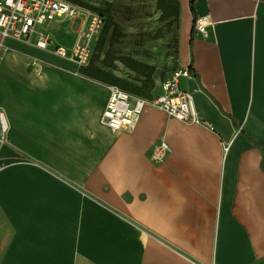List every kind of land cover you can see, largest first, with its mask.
Returning a JSON list of instances; mask_svg holds the SVG:
<instances>
[{
    "label": "crops",
    "instance_id": "1",
    "mask_svg": "<svg viewBox=\"0 0 264 264\" xmlns=\"http://www.w3.org/2000/svg\"><path fill=\"white\" fill-rule=\"evenodd\" d=\"M152 4L175 59L134 45L135 67L80 64L38 46L37 33L0 35V264L264 259V0H196L207 32L194 27L191 0ZM80 22L39 29L70 47ZM178 67L196 74L182 85L213 128L152 105L128 130L102 123L111 86L148 98Z\"/></svg>",
    "mask_w": 264,
    "mask_h": 264
},
{
    "label": "built area",
    "instance_id": "2",
    "mask_svg": "<svg viewBox=\"0 0 264 264\" xmlns=\"http://www.w3.org/2000/svg\"><path fill=\"white\" fill-rule=\"evenodd\" d=\"M83 12L84 14H81ZM67 16L80 18V29L72 46L55 45L50 34L39 27ZM208 17H197L194 27L198 31L207 32ZM104 19L99 12L82 9L70 0H0V35L32 39L35 33L36 44L42 48H53L57 53L70 57L80 64L89 63L94 50V37L101 31ZM196 74L191 68H175L171 75L163 81L162 91L151 97L134 95L119 86H111L107 105L102 113L101 121L113 131L128 130L134 127L140 114L148 105L167 111L170 115L188 123H202L213 128L206 119L200 117L195 94L183 87L182 79L194 78ZM0 143L6 139L8 124L4 112L0 110ZM230 144L224 143L225 152ZM166 142L156 146L154 155L162 158L168 151Z\"/></svg>",
    "mask_w": 264,
    "mask_h": 264
},
{
    "label": "rangeland",
    "instance_id": "3",
    "mask_svg": "<svg viewBox=\"0 0 264 264\" xmlns=\"http://www.w3.org/2000/svg\"><path fill=\"white\" fill-rule=\"evenodd\" d=\"M70 1L82 9L105 14V25L100 31L95 47V55L101 58L102 62L109 63L111 59L121 56L132 58L136 53V50L131 48L134 45L147 46L150 50L146 52L155 54L156 59L163 56L165 60L169 57L175 59L174 52L167 50L168 40L157 36L163 33L166 27L163 24L159 26L158 20L154 18L155 6L152 0ZM108 24V30L104 33ZM174 46L172 45L171 49ZM157 47L158 49H154ZM257 264H264V259Z\"/></svg>",
    "mask_w": 264,
    "mask_h": 264
},
{
    "label": "trees",
    "instance_id": "4",
    "mask_svg": "<svg viewBox=\"0 0 264 264\" xmlns=\"http://www.w3.org/2000/svg\"><path fill=\"white\" fill-rule=\"evenodd\" d=\"M191 9H192V12H193L194 16L197 18L196 0H191ZM99 13L102 15V17H103V19H104V25H105V20H106L105 14L102 13V12H99ZM104 25H103V27H104ZM103 27H102V28H103ZM108 27H109V24H108V26H106V28H105V32H104V33L107 32ZM101 30H102V29H101ZM193 39H194V31H193V33H192L191 42L193 41ZM95 57L97 58L98 56L95 55V49H94V50H93V54H92V57H91L90 62L93 61V59H95ZM115 59H118V60H120V61L126 63L127 65L132 66V67H135V65L138 64V61H137V60H135V59H133V58H130V57H123V56H121V57H116ZM149 71H150V74H152V73L154 72V69L151 68V67H149ZM123 82H124V81H122L121 79L118 80V83H119L120 85H122L123 87H125L124 84H123ZM125 88H126V89L128 88V90H131L129 87H125Z\"/></svg>",
    "mask_w": 264,
    "mask_h": 264
}]
</instances>
